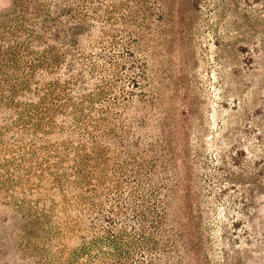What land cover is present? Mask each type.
Wrapping results in <instances>:
<instances>
[{
    "label": "trees",
    "instance_id": "trees-1",
    "mask_svg": "<svg viewBox=\"0 0 264 264\" xmlns=\"http://www.w3.org/2000/svg\"><path fill=\"white\" fill-rule=\"evenodd\" d=\"M12 2L0 17V191L23 196L12 197L27 240L12 253L38 264H184L181 247L194 262L209 254L207 240L183 234L182 191L161 183L189 168L177 164L168 127L148 141L150 0ZM168 130L177 141L180 131Z\"/></svg>",
    "mask_w": 264,
    "mask_h": 264
},
{
    "label": "rangeland",
    "instance_id": "rangeland-1",
    "mask_svg": "<svg viewBox=\"0 0 264 264\" xmlns=\"http://www.w3.org/2000/svg\"><path fill=\"white\" fill-rule=\"evenodd\" d=\"M150 3L149 55L141 54L151 89L148 141L157 145L165 126L180 131L177 141L168 128L164 134L175 141L177 164L189 168L161 183L182 191L176 206L184 212L183 234L212 249L197 262L182 247L180 255L184 264H264V0ZM12 10V0H0V17ZM12 196L23 197L0 191V264H38L32 254L12 253L27 247L25 214Z\"/></svg>",
    "mask_w": 264,
    "mask_h": 264
}]
</instances>
